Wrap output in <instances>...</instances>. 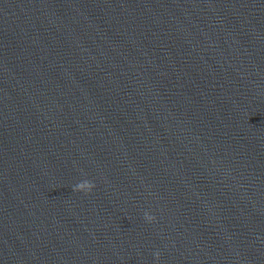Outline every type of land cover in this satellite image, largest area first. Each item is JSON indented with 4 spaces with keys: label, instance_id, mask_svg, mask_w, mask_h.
Wrapping results in <instances>:
<instances>
[{
    "label": "water",
    "instance_id": "95a60500",
    "mask_svg": "<svg viewBox=\"0 0 264 264\" xmlns=\"http://www.w3.org/2000/svg\"><path fill=\"white\" fill-rule=\"evenodd\" d=\"M0 264H264V0H0Z\"/></svg>",
    "mask_w": 264,
    "mask_h": 264
}]
</instances>
